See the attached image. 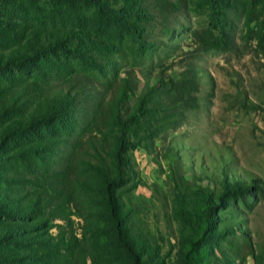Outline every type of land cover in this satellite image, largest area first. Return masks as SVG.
Here are the masks:
<instances>
[{
	"label": "trees",
	"instance_id": "16d2710c",
	"mask_svg": "<svg viewBox=\"0 0 264 264\" xmlns=\"http://www.w3.org/2000/svg\"><path fill=\"white\" fill-rule=\"evenodd\" d=\"M1 1L7 15L0 16V264H100L94 258L88 262L85 239L72 228L70 216L81 196L97 208L130 264H161L158 249L145 247L150 245L144 231L126 205L141 184L132 150L141 143L149 148L175 120L176 112L167 109L159 92L163 88L181 94L186 81L159 77L135 97L138 88L131 87L126 75L113 95L97 100L87 80L96 77L112 85L117 63L126 58L119 43L81 24L13 19V0ZM46 1L76 15L92 9L95 16L134 35H139L136 20L147 16L139 5L143 0ZM200 3L219 28L216 34L207 33L206 46L230 49L225 25L230 14L243 15L248 28L255 22L251 30L258 33L264 59V0ZM189 81L194 82L193 75ZM13 158L22 167L13 164ZM173 175L179 183L172 210L185 238L176 264H230L247 254L254 256L255 264H264V248L254 254L233 221V209H218L221 192L249 189L256 179L250 184H227L225 179L215 190L187 181L176 168ZM57 219L66 224L57 225L53 234L50 222ZM236 232L244 236L240 250L213 243Z\"/></svg>",
	"mask_w": 264,
	"mask_h": 264
},
{
	"label": "rangeland",
	"instance_id": "374dc122",
	"mask_svg": "<svg viewBox=\"0 0 264 264\" xmlns=\"http://www.w3.org/2000/svg\"><path fill=\"white\" fill-rule=\"evenodd\" d=\"M13 4V19L37 24L48 23L50 18L56 25L81 24L119 43L126 58L117 63L119 73L112 85L105 86L96 77L87 80L97 100L113 95L126 75L131 87L138 88L135 97L159 77L186 81L181 94L163 88L159 92L167 109L176 112L175 120L153 138L149 148L141 143L132 150L141 184L131 191L126 205L134 210L144 231L150 245L145 247L158 249L161 264H176L185 239L171 203L179 183L173 175L175 168L187 181L215 190L221 189L219 184L225 179L227 184L257 180L249 189L219 192L218 207L233 209L235 225L257 255L264 248V59L258 33L252 31L255 22L248 28L243 15L230 14L224 39L231 41V48L218 50L206 46L207 33L216 34L219 28L200 0H143L139 5L147 16L136 20L139 35L95 16L92 9L76 15L46 0H13ZM5 15L0 0V16ZM15 159L13 164L21 166ZM73 207L72 228L79 239H85L88 262L94 258L100 264H130L89 199L81 196ZM50 224L55 234L57 225L66 223L57 219ZM223 237L213 243L242 248L244 236L238 232ZM230 264H255L254 256L237 257Z\"/></svg>",
	"mask_w": 264,
	"mask_h": 264
}]
</instances>
